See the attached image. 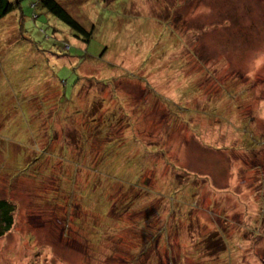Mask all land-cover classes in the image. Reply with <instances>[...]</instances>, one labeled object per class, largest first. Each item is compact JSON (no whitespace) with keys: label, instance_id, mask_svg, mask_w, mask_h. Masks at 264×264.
Segmentation results:
<instances>
[{"label":"rangeland","instance_id":"obj_1","mask_svg":"<svg viewBox=\"0 0 264 264\" xmlns=\"http://www.w3.org/2000/svg\"><path fill=\"white\" fill-rule=\"evenodd\" d=\"M11 1L0 264H264V0Z\"/></svg>","mask_w":264,"mask_h":264},{"label":"trees","instance_id":"obj_2","mask_svg":"<svg viewBox=\"0 0 264 264\" xmlns=\"http://www.w3.org/2000/svg\"><path fill=\"white\" fill-rule=\"evenodd\" d=\"M38 1L51 15L56 17L58 20H60L69 28H71L76 34V36L83 39L85 43H88L90 39H92L94 32L92 31L91 33V30H89V28L87 29L84 25H82L79 21H77L71 15V13L67 11L57 0H38ZM102 2L106 6L110 5L111 3L109 0H102ZM16 10L18 11L21 10L20 1L13 2L11 0H0V20ZM20 17H22V15H20ZM191 187L194 189L193 184H191ZM183 188H180V190L181 191L185 190V186ZM147 190L150 191L149 189H145L142 191L144 193V191ZM175 196L182 197L183 201L185 199V196L180 195V191H177ZM179 200L180 198L177 199L178 202ZM14 210H15V205L11 201L0 198V238L4 237L13 228Z\"/></svg>","mask_w":264,"mask_h":264}]
</instances>
